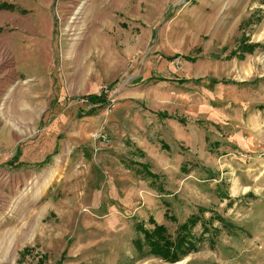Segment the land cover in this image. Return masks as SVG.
<instances>
[{"label":"rangeland","instance_id":"374dc122","mask_svg":"<svg viewBox=\"0 0 264 264\" xmlns=\"http://www.w3.org/2000/svg\"><path fill=\"white\" fill-rule=\"evenodd\" d=\"M0 21V264H169L135 224L173 237L198 209L236 229L173 264H264V0H0Z\"/></svg>","mask_w":264,"mask_h":264},{"label":"trees","instance_id":"16d2710c","mask_svg":"<svg viewBox=\"0 0 264 264\" xmlns=\"http://www.w3.org/2000/svg\"><path fill=\"white\" fill-rule=\"evenodd\" d=\"M3 8H7V6ZM258 46L259 44L257 43L247 44L240 42L237 48L238 51L235 50L231 52L229 56L237 55V57H242L244 53H251L253 49ZM185 59L192 60L189 58ZM104 98L105 95L103 93L85 96L84 100L86 103L92 106L89 110L90 112H87V115H90L92 111L104 105ZM160 115L164 116V114L159 113V116ZM178 122L181 124L184 123L183 120H178ZM163 147L165 148V146ZM15 157L14 159H16ZM138 167V173L142 174L143 177L150 179L157 178L156 175L149 173L146 167H141V164L138 165ZM166 211L164 215H167ZM204 212V209H198L197 214L189 215L182 223L177 225L173 237L167 234L164 226L156 224L151 218L147 220V224L151 225L150 229L144 228L142 223L135 224L134 231L136 237L131 241L133 250L141 258L143 256H150L163 262L173 264L186 257L188 254L196 252L198 247L203 243H206L209 247H213L220 230L230 232L236 229L235 226L215 213H212L211 216L205 220L202 215ZM165 217L169 220H173L170 215ZM213 222L218 224L219 229L213 226ZM196 226L200 229L198 235L193 232Z\"/></svg>","mask_w":264,"mask_h":264},{"label":"crops","instance_id":"0c3cea01","mask_svg":"<svg viewBox=\"0 0 264 264\" xmlns=\"http://www.w3.org/2000/svg\"><path fill=\"white\" fill-rule=\"evenodd\" d=\"M1 22V21H0ZM2 136V132L0 131V138ZM4 136H6V139L7 140H13V134L10 132V131H5L4 132ZM1 140V139H0Z\"/></svg>","mask_w":264,"mask_h":264},{"label":"built area","instance_id":"2783aa9c","mask_svg":"<svg viewBox=\"0 0 264 264\" xmlns=\"http://www.w3.org/2000/svg\"><path fill=\"white\" fill-rule=\"evenodd\" d=\"M84 101H85V100H84ZM85 103H86V101H85ZM98 137L101 138V140H102L103 142H106V141H107V139H106L103 135H99Z\"/></svg>","mask_w":264,"mask_h":264},{"label":"bare ground","instance_id":"6f19581e","mask_svg":"<svg viewBox=\"0 0 264 264\" xmlns=\"http://www.w3.org/2000/svg\"><path fill=\"white\" fill-rule=\"evenodd\" d=\"M75 15H78L79 13L78 12H76V13H74ZM74 20H76V18H74Z\"/></svg>","mask_w":264,"mask_h":264}]
</instances>
